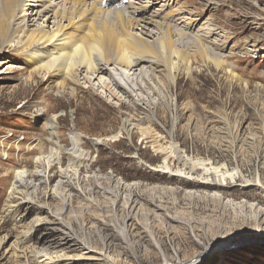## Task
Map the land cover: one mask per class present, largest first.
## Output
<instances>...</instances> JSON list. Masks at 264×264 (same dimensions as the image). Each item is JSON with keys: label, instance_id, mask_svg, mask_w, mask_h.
<instances>
[{"label": "rangeland", "instance_id": "1", "mask_svg": "<svg viewBox=\"0 0 264 264\" xmlns=\"http://www.w3.org/2000/svg\"><path fill=\"white\" fill-rule=\"evenodd\" d=\"M176 2L196 27L214 28L209 39L223 41L222 67L198 58L175 72L173 84L158 68L141 91L124 84L130 94L114 89L113 96L86 87L84 73L80 85L65 88L61 77H28L23 52L0 45V264H43L33 254L49 238L41 227L20 251L9 249L36 215L21 209L15 222L4 212L17 202L6 203L17 168L38 186L37 205L67 209L70 227L96 251L112 249L106 254L118 264H163V256L183 264L203 252L191 264H264V220L255 218L264 194L241 186L256 178L264 184V0H160L154 7ZM133 213L141 226L129 230L125 216ZM60 250L58 264H106L85 249Z\"/></svg>", "mask_w": 264, "mask_h": 264}, {"label": "bare ground", "instance_id": "2", "mask_svg": "<svg viewBox=\"0 0 264 264\" xmlns=\"http://www.w3.org/2000/svg\"><path fill=\"white\" fill-rule=\"evenodd\" d=\"M159 1L0 0V45H11L23 52L27 62L32 64L28 77L32 78L34 73L48 79L61 77L62 81L58 84L65 88L67 81L72 85H80L79 75L84 73L82 79H85L86 87L96 85L113 96L118 94L114 89L130 94L124 84L129 85L133 91H141L144 84L141 81L145 77L154 78L158 68L166 71L167 82L173 84L175 72L198 58L213 63L215 67H222L224 60L219 51L222 50L223 41L215 37L214 40L209 39L216 34L214 28L203 24L196 27L198 19L186 16L191 13L182 9L177 2L172 6L160 4L159 8H155ZM104 3L108 9L103 8ZM165 18L180 21L182 25L160 21ZM188 29L196 30L194 36H186L187 31L184 30ZM109 68L118 72L120 81L112 76ZM2 72L4 71H0ZM161 102L164 106L169 105L166 99L162 98ZM148 108L151 115H155L154 106ZM35 160L39 161L40 158ZM35 172L42 173L41 170ZM28 176L27 169H14L6 203H10L12 197H16L17 202L7 205L4 212L15 222L21 220V209L31 208L36 215L28 229L18 233L8 244L9 249L13 247L14 251H20L22 247L18 248V244L27 243L31 239V232L43 227L49 234L48 240L45 238L46 247L33 254V258H41L43 264H58L65 258L60 249L70 246L94 252L91 257L101 258L106 264H118L115 257L109 259V254H106L113 253L112 249L106 248L105 253L96 251L84 239L82 231H75L70 227L67 209L58 211L48 204L37 205L34 199L37 197L38 186ZM261 182L256 178L245 181L241 186H254L264 194V184ZM53 194L62 197V206L66 205L61 192H55L54 189ZM210 197L217 199L218 195L212 193ZM244 205L255 207L253 203ZM255 213V218L264 220L263 208L257 207ZM125 222L129 230H134L137 224L141 226L136 213L126 214ZM58 225H62L61 228ZM55 232L60 235L55 236ZM6 241L8 240L3 238L1 243L5 244ZM219 244L220 247L228 245L226 242L217 245ZM210 250L208 247L205 253ZM203 254L204 252L183 264L194 263ZM163 264L182 263L168 261L163 256Z\"/></svg>", "mask_w": 264, "mask_h": 264}]
</instances>
